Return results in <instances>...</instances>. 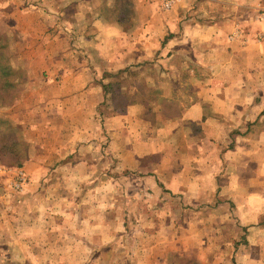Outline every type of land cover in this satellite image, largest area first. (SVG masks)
<instances>
[{
    "label": "crops",
    "instance_id": "crops-1",
    "mask_svg": "<svg viewBox=\"0 0 264 264\" xmlns=\"http://www.w3.org/2000/svg\"><path fill=\"white\" fill-rule=\"evenodd\" d=\"M109 1L0 0L16 60L0 120L29 177L0 211V251L14 264H264V0H132L128 26ZM150 62L169 95L152 106L170 110L104 99L107 76Z\"/></svg>",
    "mask_w": 264,
    "mask_h": 264
},
{
    "label": "rangeland",
    "instance_id": "rangeland-1",
    "mask_svg": "<svg viewBox=\"0 0 264 264\" xmlns=\"http://www.w3.org/2000/svg\"><path fill=\"white\" fill-rule=\"evenodd\" d=\"M111 8L110 15L111 17H121L120 19V25L125 26L129 25L130 18L132 16V0H110L109 1ZM171 3L172 0H163L161 4V8L164 9V4ZM170 5V6H171ZM170 8V7H169ZM108 9V8H107ZM108 16V14H107ZM13 36H2L0 37V63L3 64L4 60L2 56L7 58V64L9 66H14V62L16 60H13ZM14 41V40H13ZM11 56V57H10ZM0 64V65H2ZM153 62H150L146 65L140 64L135 70L126 71L124 73L123 71H118L115 74H110V76L106 77V81L103 84L102 90L104 92L105 90L109 91L110 94H104V99L107 101H110L114 106H117L120 108V105L124 102H140L143 101L151 103V106L146 108V117L150 118L153 113H156L158 111L163 110H170L165 109V106H159L158 108L153 107L152 105L160 104V101H163V95H166V97H169L167 92H163L162 87L167 82V78L162 75H157L154 72V69L156 67H153ZM158 64V63H157ZM175 64H172L171 67L175 68ZM1 67V66H0ZM141 73H145L144 75H141ZM12 77H7V80H10ZM6 80V81H7ZM111 93L113 96H111ZM6 98V96H4ZM161 105V104H160ZM18 136V131L11 130L8 127H4L2 124H0V146H7L11 147V143L14 140V137ZM24 150L21 148L19 149V153L23 152ZM27 151V150H26ZM16 162H24L19 156H15L12 153H9L8 151L0 152V177H3L7 182H3L2 186H0V211H8V213H12L13 209L12 202L13 200H16L18 196H21L23 192L25 191L27 187V183L29 182L28 176L26 172H24L19 166L16 167ZM18 172H21L24 178V181L18 180ZM2 181V179H0ZM120 185V183L118 182ZM116 187V186H114ZM90 187H84V192L89 189ZM41 190V188H40ZM118 193L117 197L118 200L121 201L119 207L125 208H135L137 205H130L126 204L125 199H127L130 196H136V192L134 189L130 188H120L117 187ZM1 222V220H0ZM204 229H201L203 232ZM232 236V235H231ZM218 239V240H217ZM233 237L229 239L231 241ZM221 237H216L213 239L215 242H220ZM206 242L205 235L200 236V244L198 245H204ZM1 247V245H0ZM4 250V249H3ZM14 253V252H13ZM12 252H1L0 251V259L3 257V264H14V256ZM7 257V258H6ZM106 258L107 262L110 258L109 253H104L96 256V259ZM113 259L117 260L116 263L123 262L124 259L121 255V253H114ZM89 261V260H88ZM92 261V260H91ZM183 260L180 261V258L178 259L177 264H183ZM104 264H108V263ZM48 264V263H47ZM52 264V263H49ZM91 264V263H90Z\"/></svg>",
    "mask_w": 264,
    "mask_h": 264
},
{
    "label": "trees",
    "instance_id": "trees-1",
    "mask_svg": "<svg viewBox=\"0 0 264 264\" xmlns=\"http://www.w3.org/2000/svg\"><path fill=\"white\" fill-rule=\"evenodd\" d=\"M2 58H3L4 62H3V64L0 63V64H2V65H0L1 66L0 67V100L3 102L4 100H11V98H12V95H11L12 83L6 79L7 77H11V75L9 76L8 73L10 72L12 67L9 66L10 64L9 65L7 64L8 60L6 57L2 56ZM105 88L106 87H104V94H110V92L105 90ZM4 96H6V98ZM111 96H113L112 93H111ZM0 122L4 127H8L9 129H11L13 131L16 130V129H12V127L8 123L3 122L1 120H0ZM20 137H21V135L18 132V136L14 137V140L10 144L11 147L10 148L8 147V149H10L9 153H13L15 156H19L22 160H25L27 158L26 146L24 145V143ZM20 146L24 150L21 153H19ZM20 164H21L20 162H16L15 166L19 167Z\"/></svg>",
    "mask_w": 264,
    "mask_h": 264
},
{
    "label": "built area",
    "instance_id": "built-area-1",
    "mask_svg": "<svg viewBox=\"0 0 264 264\" xmlns=\"http://www.w3.org/2000/svg\"><path fill=\"white\" fill-rule=\"evenodd\" d=\"M170 5L171 3L164 4V9H168ZM238 36H240V33H238V30H237L234 34L230 35V38H237ZM18 180L24 181V178L21 172H18Z\"/></svg>",
    "mask_w": 264,
    "mask_h": 264
}]
</instances>
